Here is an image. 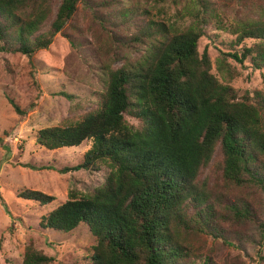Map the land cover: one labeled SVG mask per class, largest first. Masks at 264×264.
Listing matches in <instances>:
<instances>
[{
  "label": "trees",
  "instance_id": "16d2710c",
  "mask_svg": "<svg viewBox=\"0 0 264 264\" xmlns=\"http://www.w3.org/2000/svg\"><path fill=\"white\" fill-rule=\"evenodd\" d=\"M233 1L243 13L225 2L220 13L208 0L173 16L169 10L181 0H155L158 14L137 0H0V55L27 57L32 77L34 56L68 29L78 31L72 22L81 9L100 32L95 44L108 58V79L99 107L36 137L51 151L92 141L82 161L61 174L109 170L102 186L72 192L40 222L44 230L64 234L86 225L96 239L89 264H219L200 241L210 237L228 245L238 225L258 222L252 190L264 195V93L240 97L212 73L207 51H199L205 26L222 30L234 11L225 29L242 50L224 55L264 70V17L251 13L250 0ZM122 50L136 56L124 57ZM116 62L122 64L113 69ZM226 65L224 59L220 69ZM8 100L19 116L27 114ZM218 151L219 175L210 187L209 177L200 176ZM19 198L41 206L55 201L31 190ZM53 262L33 244L26 247L23 264Z\"/></svg>",
  "mask_w": 264,
  "mask_h": 264
},
{
  "label": "rangeland",
  "instance_id": "374dc122",
  "mask_svg": "<svg viewBox=\"0 0 264 264\" xmlns=\"http://www.w3.org/2000/svg\"><path fill=\"white\" fill-rule=\"evenodd\" d=\"M137 1L151 12L153 10V14H158L155 0ZM195 1L198 0H181L167 16H173L178 9L191 7ZM208 1L214 3L220 13L224 10L223 2L235 4L234 11L243 13L233 0ZM250 1L251 13L264 17V0ZM234 11L225 18V27L233 22ZM72 23L78 31L68 29L66 36L58 35L49 49L34 56L36 70L33 77L27 57L0 55V139L3 143L0 142V264H23L26 247L31 244L54 258L52 264H89L92 246L96 243L86 225L65 234L44 230L40 226L42 217L69 200L72 192L91 193L105 183L109 174L105 168L100 172L59 173V169L80 163L91 149L92 141L80 147L51 151L38 145L36 140L40 130L78 122L97 109L99 95L107 88L108 58L100 54L95 44V36L100 32L97 34L89 12L82 9ZM225 27L221 30L215 23L205 26L200 53L207 51L212 73L220 82L233 86L240 97L248 93H264V70H255L248 61L240 64L224 55L242 50V46L234 45L236 38ZM120 53L127 58L136 56L133 51L122 50ZM224 59L227 65L222 71L220 62ZM121 64L112 63V68ZM63 93L74 98L69 100ZM8 95L21 109L28 110L25 116L15 112ZM220 160L218 151L211 166L200 176V180L209 177L210 187L218 178L217 163ZM47 165L57 170L32 168ZM23 190L46 193L55 201L41 206L19 198ZM252 192L258 202L257 223L238 225L230 235L228 245L210 237L200 241V246L219 264H259L260 253L264 255V195L255 190Z\"/></svg>",
  "mask_w": 264,
  "mask_h": 264
}]
</instances>
